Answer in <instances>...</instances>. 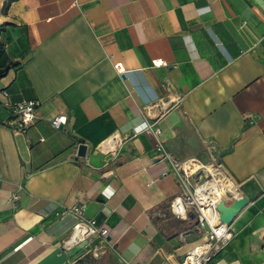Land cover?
I'll use <instances>...</instances> for the list:
<instances>
[{"label": "crops", "instance_id": "0c3cea01", "mask_svg": "<svg viewBox=\"0 0 264 264\" xmlns=\"http://www.w3.org/2000/svg\"><path fill=\"white\" fill-rule=\"evenodd\" d=\"M0 26V264H177L199 243L145 125L247 200L206 264H264V0H0ZM75 206L107 236L66 249Z\"/></svg>", "mask_w": 264, "mask_h": 264}, {"label": "built area", "instance_id": "2783aa9c", "mask_svg": "<svg viewBox=\"0 0 264 264\" xmlns=\"http://www.w3.org/2000/svg\"><path fill=\"white\" fill-rule=\"evenodd\" d=\"M151 66H164L159 60H152ZM116 73H121L119 65H115ZM4 98L7 97L2 92ZM37 101L19 102L11 106L16 118L12 127L15 133H23L37 119ZM65 122L63 115L57 116L51 121L54 129H59ZM9 125H12L9 123ZM143 133L153 137V150L160 158L159 162L169 161L168 168L175 175L176 191L168 203L171 216L177 220H188L192 215V229L201 235V241L193 245L182 256L177 264H206L222 246L230 240L231 232L228 226L221 224L215 206L219 202H231L239 198V193L231 177L222 165L211 160L202 164L196 159L190 158L181 162L170 160L168 153L159 140L157 127L145 125ZM165 173V172H162ZM161 173V174H162ZM70 213L77 221L72 226L70 235L62 242L63 248L83 243L91 237L105 238L107 230L96 225L92 219H84L81 207H67L57 212L56 216ZM137 264V263H123Z\"/></svg>", "mask_w": 264, "mask_h": 264}, {"label": "water", "instance_id": "95a60500", "mask_svg": "<svg viewBox=\"0 0 264 264\" xmlns=\"http://www.w3.org/2000/svg\"><path fill=\"white\" fill-rule=\"evenodd\" d=\"M85 146L83 144L79 145L77 148V157L83 158L85 155ZM247 200L245 197H239L237 199H233L229 204L224 202H219L215 206V210L218 215V220L221 224L225 226H229L233 218L236 214L245 206ZM192 219V215L189 216ZM182 259H179L181 262Z\"/></svg>", "mask_w": 264, "mask_h": 264}, {"label": "trees", "instance_id": "16d2710c", "mask_svg": "<svg viewBox=\"0 0 264 264\" xmlns=\"http://www.w3.org/2000/svg\"><path fill=\"white\" fill-rule=\"evenodd\" d=\"M11 1H14V0H11ZM7 6L8 5L4 6L3 12L6 11ZM1 28H2V26H0V30H1ZM0 47H1V45H0ZM17 65H18V63H12L11 64V66H13V67H16ZM8 69H9V66H4L3 64H0V79L5 76V74L7 73Z\"/></svg>", "mask_w": 264, "mask_h": 264}]
</instances>
